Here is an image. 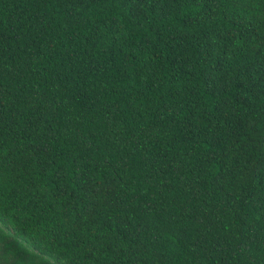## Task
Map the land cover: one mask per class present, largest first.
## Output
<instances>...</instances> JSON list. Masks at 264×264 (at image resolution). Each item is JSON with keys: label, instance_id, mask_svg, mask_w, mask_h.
Listing matches in <instances>:
<instances>
[{"label": "trees", "instance_id": "16d2710c", "mask_svg": "<svg viewBox=\"0 0 264 264\" xmlns=\"http://www.w3.org/2000/svg\"><path fill=\"white\" fill-rule=\"evenodd\" d=\"M0 264H264V0H0Z\"/></svg>", "mask_w": 264, "mask_h": 264}]
</instances>
